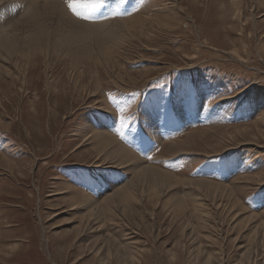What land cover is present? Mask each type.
I'll list each match as a JSON object with an SVG mask.
<instances>
[{
    "label": "rangeland",
    "instance_id": "obj_1",
    "mask_svg": "<svg viewBox=\"0 0 264 264\" xmlns=\"http://www.w3.org/2000/svg\"><path fill=\"white\" fill-rule=\"evenodd\" d=\"M107 4L0 56V264H264V0Z\"/></svg>",
    "mask_w": 264,
    "mask_h": 264
},
{
    "label": "bare ground",
    "instance_id": "obj_2",
    "mask_svg": "<svg viewBox=\"0 0 264 264\" xmlns=\"http://www.w3.org/2000/svg\"><path fill=\"white\" fill-rule=\"evenodd\" d=\"M108 9L107 3L103 7L88 9L96 15L97 20L87 22L71 15L67 11L65 3L61 2V0H0V56H3L4 53L7 57L6 59L10 60L14 52L20 56L24 55V52H27L29 56L32 52L35 53L37 51L45 57L51 53V49H55L56 47L60 49L67 48L68 52H70V48L72 47H79V50L95 42L100 45L103 39L116 32L119 27L123 28L125 25V22H123L124 24L122 22L119 23V19H110ZM21 13L22 15L20 16ZM18 16L20 18H17ZM122 21H126V19ZM128 26L130 27V25ZM43 44L46 46H42ZM42 47L47 48L42 49ZM15 64L18 65L17 62ZM3 71L7 73V70L4 69ZM49 80L47 79L46 81L48 84H50ZM101 131L103 132V130ZM119 150L121 152V148ZM129 154H131V157ZM128 155L129 161L135 160L136 158L134 157L137 156L131 149H127L123 156L126 157L124 159L125 162H128L126 160ZM146 168L143 167L142 172L140 171L142 179L146 177L144 175L147 173ZM198 182L200 183L201 181ZM154 184H152V187ZM123 189H120V191ZM121 194L123 192L118 193V196Z\"/></svg>",
    "mask_w": 264,
    "mask_h": 264
},
{
    "label": "snow or ice",
    "instance_id": "obj_3",
    "mask_svg": "<svg viewBox=\"0 0 264 264\" xmlns=\"http://www.w3.org/2000/svg\"><path fill=\"white\" fill-rule=\"evenodd\" d=\"M107 3V0H65V7L80 20H88L89 16L84 15L81 11L82 9H94L103 7ZM133 96L137 95V93H132ZM125 112V108L123 106H118L116 119L121 122V127H126L124 124V120L126 117L123 115Z\"/></svg>",
    "mask_w": 264,
    "mask_h": 264
}]
</instances>
